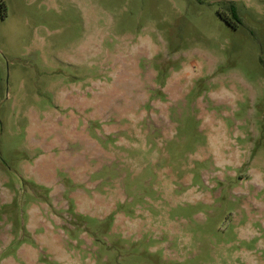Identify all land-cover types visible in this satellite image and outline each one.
<instances>
[{"label": "rangeland", "instance_id": "1", "mask_svg": "<svg viewBox=\"0 0 264 264\" xmlns=\"http://www.w3.org/2000/svg\"><path fill=\"white\" fill-rule=\"evenodd\" d=\"M0 264H264V0H0Z\"/></svg>", "mask_w": 264, "mask_h": 264}, {"label": "trees", "instance_id": "2", "mask_svg": "<svg viewBox=\"0 0 264 264\" xmlns=\"http://www.w3.org/2000/svg\"><path fill=\"white\" fill-rule=\"evenodd\" d=\"M230 12H231V16H232L231 18L234 21H236L237 25H240L241 24V19L239 18L238 11H237V6L235 4H231Z\"/></svg>", "mask_w": 264, "mask_h": 264}]
</instances>
